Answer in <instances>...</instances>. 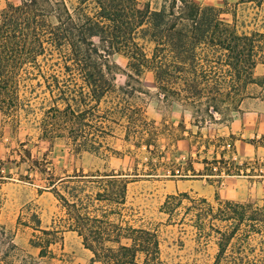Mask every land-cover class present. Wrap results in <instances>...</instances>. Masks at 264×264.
I'll use <instances>...</instances> for the list:
<instances>
[{
  "label": "trees",
  "instance_id": "obj_1",
  "mask_svg": "<svg viewBox=\"0 0 264 264\" xmlns=\"http://www.w3.org/2000/svg\"><path fill=\"white\" fill-rule=\"evenodd\" d=\"M240 7L252 11L253 29L245 28ZM221 14L193 0H76L72 9L65 0H19L0 6V116L12 120L28 106L20 91L33 80L30 91L39 88L45 97L42 138H63L74 152L97 154L111 151L103 144L111 132L107 123H127L120 125L124 140L134 137L137 148L140 130L132 123H148L137 104L138 79L150 72L161 102L183 103L196 122L229 118L239 111L248 86L256 84V66L264 67V0H237L230 22ZM47 54L57 56L60 74L42 71L39 60ZM116 55L126 59L122 85H116L120 69L111 61ZM90 132L99 135L88 137ZM33 168L44 184L39 191L50 192L63 215L57 227L42 228L36 216L33 227L25 225L34 232L28 243L36 256L24 254L0 227V248L5 247L0 264L12 256H21L20 264H50L44 259H53L50 248L65 232L74 233L90 252V264H166L156 231L122 219L119 209L129 184L122 174L55 176L45 163ZM184 170L168 175L204 176L190 163ZM174 198L166 197L162 212ZM216 201V210L204 213L216 237L212 264H264V208ZM212 221L221 227L214 229Z\"/></svg>",
  "mask_w": 264,
  "mask_h": 264
},
{
  "label": "rangeland",
  "instance_id": "obj_2",
  "mask_svg": "<svg viewBox=\"0 0 264 264\" xmlns=\"http://www.w3.org/2000/svg\"><path fill=\"white\" fill-rule=\"evenodd\" d=\"M193 1L220 9L221 18L226 22L231 21V11L237 2ZM18 2L0 0V6ZM65 2L70 9L76 5V0ZM151 2L154 4L156 0ZM238 13L242 14L241 20H246L245 28L255 27L253 22L250 24L251 10L240 7ZM46 57L39 60L42 71L49 75L60 74L57 56L47 54ZM111 61L120 69L115 77L116 85H122L126 79V59L116 55ZM254 78L256 84L246 89L247 97L238 112L229 118L214 115V120L203 123L201 120L196 122L191 109L183 103L169 106L161 102L152 73L144 72L138 79L141 94L137 104L148 123H132L134 129L140 130L137 138L140 145L134 147L137 141L134 137L124 140L125 130L120 125L127 123H107L111 132L103 144L111 151L97 154L74 152L63 138L46 140L41 137L40 108L45 104V97L39 88L32 93L30 89L35 81H27L20 97L28 106L19 110L12 120L0 116V227L12 235L13 242L25 251L24 254L32 256H36L37 250L31 248L28 241L34 232L25 225L33 227L36 216L41 220L42 228L50 224L57 227L63 214L50 192L39 191L44 184L33 170L37 162L47 164L55 176L79 171L97 175L122 174L129 181L126 202L119 209L122 219L133 227L156 231L161 261L166 264H212L217 252L216 237L211 233L209 216L204 213L216 210V200L252 203L264 208L262 65L254 69ZM94 135L99 134L90 132L88 137ZM186 163L204 176L169 177L173 170L178 174L186 173ZM211 168L213 176H207ZM240 181L244 184L239 185ZM170 195L175 198L169 201L164 213L161 208ZM103 209L108 210V207ZM200 211L204 216L199 218ZM212 223L214 229L221 227L217 221ZM50 249L53 259H44L50 264H90L92 257L79 238L70 232H65L61 241L57 240ZM1 251H5V247L0 248ZM21 261V256H12L3 259L1 264H20Z\"/></svg>",
  "mask_w": 264,
  "mask_h": 264
},
{
  "label": "crops",
  "instance_id": "obj_3",
  "mask_svg": "<svg viewBox=\"0 0 264 264\" xmlns=\"http://www.w3.org/2000/svg\"><path fill=\"white\" fill-rule=\"evenodd\" d=\"M243 184H244L243 181H240V182H239V185H243Z\"/></svg>",
  "mask_w": 264,
  "mask_h": 264
}]
</instances>
